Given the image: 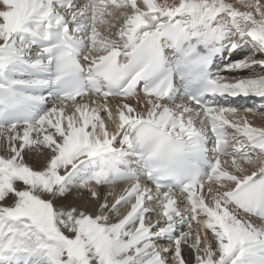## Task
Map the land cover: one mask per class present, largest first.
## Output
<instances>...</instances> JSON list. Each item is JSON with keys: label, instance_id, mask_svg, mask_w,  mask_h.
<instances>
[{"label": "snow or ice", "instance_id": "6c2138e0", "mask_svg": "<svg viewBox=\"0 0 264 264\" xmlns=\"http://www.w3.org/2000/svg\"><path fill=\"white\" fill-rule=\"evenodd\" d=\"M240 95L264 96V0H0V264H264Z\"/></svg>", "mask_w": 264, "mask_h": 264}, {"label": "bare ground", "instance_id": "6f19581e", "mask_svg": "<svg viewBox=\"0 0 264 264\" xmlns=\"http://www.w3.org/2000/svg\"><path fill=\"white\" fill-rule=\"evenodd\" d=\"M161 2H162V0H161ZM250 48V47H249ZM245 50H248V49H244L243 50V53H242V55H237V57L236 58H233V59H239V58H241L242 56H247V54L249 53H244L245 52ZM250 50H251V48H250ZM240 52H242V51H238L237 53H240ZM250 70V69H249ZM223 75H229L230 76V74L229 73H227V72H225V73H222ZM242 76V75H241ZM245 76V75H244ZM250 96H252V95H250ZM253 97H255V96H253ZM260 97V96H259ZM257 100V101H256ZM256 102H257V105L261 108L262 107V109H263V106H264V99L263 98H260V99H257L256 98ZM242 102H245V101H242ZM247 109H251L250 108V106H248L247 107ZM257 110V109H256ZM248 118H249V120L250 121H252L256 126H263L264 124L261 122H259V120L257 119V117L256 116H253L251 113L249 114V116H248ZM26 160H27V162L31 165V166H33L35 169H37V170H39L40 168H41V166H42V164H43V161H42V159H39L38 158V156H37V154L36 153H33L32 154V156H31V158H29V157H26ZM125 185L124 184H119V185H116L115 187H116V189L119 191L120 189H122L123 187H124ZM106 188H107V186H103V187H101L100 189H99V191L101 192V193H104L105 192V190H106ZM68 198H69V200L75 205V204H80L82 207H84V208H87L88 209V211L90 212V214H95L94 212H92V210H91V207H90V204H89V201L92 199L91 198V196H90V193L87 191V190H84L82 193H79V194H76V193H72V194H68ZM112 198H110V200H111ZM130 207V206H129ZM121 211L122 212H125L126 211V209L125 208H122L121 209ZM115 220V217H113V221ZM194 227H195V223H194Z\"/></svg>", "mask_w": 264, "mask_h": 264}, {"label": "rangeland", "instance_id": "374dc122", "mask_svg": "<svg viewBox=\"0 0 264 264\" xmlns=\"http://www.w3.org/2000/svg\"><path fill=\"white\" fill-rule=\"evenodd\" d=\"M168 2L169 3H171L172 2V0H168ZM244 49H248V50H245V54L246 53H248V52H250L251 50H250V48L247 46V45H245V47L243 48V49H241V51L242 52H240V53H238V55H242V53H243V50ZM249 54V53H248ZM247 54V55H248ZM236 57H237V55H236ZM252 71H257V72H259L260 71V69H258L257 67H255V66H253V69H245V70H243V71H241V72H239V73H230V75H242V76H244V75H249V74H251V72ZM254 95H252V96H250V95H248V96H245V98L246 97H251V98H248L249 99V105L251 104V109H253L254 110V112H255V115H253V116H256L257 117V119L259 120V122L261 123H263L264 124V118H261V116H260V113H264V106H263V109H262V107L260 108L258 105H257V100H256V98L257 99H260V98H263L264 99V96H255V97H253ZM248 99L247 100H245V103H244V105H245V107L243 108V109H241V112H243V110L244 109H246V104H247V101H248ZM251 100H256L255 101V103H253ZM255 104V105H254ZM257 109V110H256ZM264 126V125H263Z\"/></svg>", "mask_w": 264, "mask_h": 264}]
</instances>
